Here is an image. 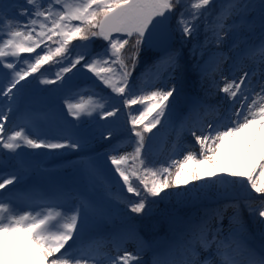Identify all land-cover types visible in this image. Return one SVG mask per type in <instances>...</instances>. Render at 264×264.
<instances>
[{"label": "snow or ice", "instance_id": "1", "mask_svg": "<svg viewBox=\"0 0 264 264\" xmlns=\"http://www.w3.org/2000/svg\"><path fill=\"white\" fill-rule=\"evenodd\" d=\"M13 7L19 10L9 14L0 2V66L10 72V78L9 73L0 72V149L22 156L17 151L22 147L49 151L82 147L72 135L43 138L34 134L27 123L6 130L9 113L21 91L18 87L21 81L38 72L45 77L46 73L40 70L51 63L58 66L55 79L41 78L40 83L55 84L64 81L66 74L82 64L111 93L123 98L124 107L142 106L139 115L130 112L128 117L131 136L135 137L133 150L107 157L119 177L118 182H122L121 190L115 193L111 188L107 189L112 199L126 203L132 213L140 214L149 197H158L161 193L167 195L166 189L188 184L187 180L182 181V175L186 165L192 163L194 167L189 171L193 181L207 177L203 186H220L225 191L242 189L246 193L244 208L264 225V183L257 182L258 176H264V156L247 175L229 171L224 176L201 173L199 169V165L213 161L215 153L229 137H235L245 129L249 132L264 129V0H23V3L15 0ZM256 7L260 12V39L256 43L236 39L256 30L249 13ZM173 14L176 30L186 38L185 42H193L189 54L196 61L194 68L201 79H210L212 86L225 94L224 99L229 104L222 118H218L226 122L208 123L207 131L202 119H194L190 127L181 124L178 137L190 133L199 152L188 150L182 160L153 167L144 155L146 134L162 125V117L169 118L170 97H174L176 88L167 87L166 78L172 79L181 67L180 51L165 43L171 35L168 22ZM201 33L202 41L199 39ZM227 36L233 37V42L225 52L223 46ZM92 38L102 39L106 46L90 58L82 52L72 58L73 50L87 49ZM77 39L84 43L73 45ZM153 43L161 45L160 55L142 73L138 89L141 94L138 95L130 78L141 52ZM226 62H230L229 75L224 74ZM217 75L223 86L221 80L216 79ZM111 99L97 98L95 93L86 97L81 94L75 102L66 101L65 107L75 120L92 116L97 110L100 118L106 119L119 111L117 107L107 110ZM4 107L8 108L7 112ZM202 107L207 109L199 99H194L189 111L198 116ZM138 125L141 126L139 130ZM111 137L109 132L104 138ZM119 151L116 147L112 149L113 153ZM19 182L20 176L16 172L7 176L0 174V190H7V186ZM249 188L259 194L258 203ZM125 189L137 199L124 197ZM32 198L49 199L46 195L29 197ZM72 198L76 203L74 208L61 211L59 205L49 202L36 205L40 210L35 211L31 204L26 210L18 209L13 196H0V234L25 232L30 246L39 254L38 264H145L142 241L135 251H129L125 246L130 239L137 238L134 230H119L109 237L84 240L83 219L89 213L103 217L104 209L87 199ZM228 207L233 213L225 228L224 212ZM69 241L73 244L66 248ZM6 259V251H0V264H5ZM151 264H264V230L260 232L257 247L242 220L241 205H226L223 210L206 212L198 222L189 223L172 241L154 248Z\"/></svg>", "mask_w": 264, "mask_h": 264}, {"label": "rangeland", "instance_id": "2", "mask_svg": "<svg viewBox=\"0 0 264 264\" xmlns=\"http://www.w3.org/2000/svg\"><path fill=\"white\" fill-rule=\"evenodd\" d=\"M12 1L13 0H1L0 2H2L4 8H6V6L8 7ZM18 10V8H14V12H17ZM249 13L251 16V20L255 24V26L259 25V8L256 7L254 11L250 9ZM23 19L24 18L21 17V20ZM243 22V19H241V23ZM258 27L259 26H256V30L254 32L243 33L236 37V39H247L250 43L258 42L261 36ZM172 31H175L176 35L181 36L180 33L176 30V22ZM225 41L226 43L223 47L224 51L227 52L233 42V37L227 36L225 37ZM72 44L79 45L75 44V41H73ZM91 49V42L88 44L87 49L75 48L72 52V58H74L77 52L86 53L88 54V58H90L91 54L96 53L92 52ZM39 51L40 49H37V52ZM23 55L27 56L29 54ZM31 55L34 56L35 53ZM229 63L230 62H226L223 65V68L225 69V75H229L227 71ZM65 64H67V61H65ZM180 65L181 67L176 71L172 79L166 78L167 87L171 88L175 86L176 88L174 97H170L169 118L164 119L162 117V125H157V128L153 129L151 133L146 134V149L144 153L145 156L149 150H151V155L158 156L160 154L161 148L166 145H164L167 140L166 134L173 127L177 128L179 127V125L181 127V123L184 122L183 117H185L183 115L185 106L190 103L191 100L193 101L194 99H196L195 97H193L192 90L189 88L190 85L188 84L187 80L183 78L184 73L182 70L183 65L181 61ZM57 70L58 66H55L49 72H45V77H41L40 73L38 72L27 77L25 81H21V84L18 85L21 91L19 93V96L17 97L16 103L13 105L12 111L9 113V120L13 116L15 117L17 112L19 113L18 118L20 117V115L35 117V121L31 122L29 126L32 132L33 129L40 127L41 136L43 138H52L55 136H59L58 134L60 132H68L73 136L86 127H89L90 130L95 128L99 130H106L107 133H112L111 138L113 140L119 139L121 140L120 142L125 141V148L128 147L126 152H131L133 150L135 137L131 136V125L128 123V117L130 112L132 115H139L138 110H142V106L137 104L129 108L124 107L123 98L111 93V90L105 88L104 85L101 84L100 81L97 80L92 73L87 72V70L82 67V64L74 69L72 73L66 74L65 80L62 82H57L55 84L40 83L41 78L55 79V73ZM0 72L9 73L10 78L9 70L4 69L2 66H0ZM41 72L44 71L42 70ZM142 73L140 74L138 79H136V76H133V74L130 78L133 87L137 90L136 94L138 95L141 94L138 89L141 83ZM216 79L221 80L219 75L216 76ZM221 86H223L222 80ZM36 91L41 92L38 94L35 93L36 95L34 96V98H32V100H28L29 98H31V95H34V92ZM92 93H95L97 98L112 97V99L108 101L107 110L111 111L112 107H117L119 108L117 114L113 117L101 119L100 112L99 110H97V112H94L92 116H82L80 120H75L73 119V117L68 115V110L65 107L66 101L75 102V100L79 99L81 94L85 95L86 97L88 94ZM224 97V93L218 92L217 89L214 88L212 90V97H210L211 99H209L207 102V108H210L213 104L220 107L224 104ZM210 100L212 101L209 103ZM3 110L7 112L8 108L4 107ZM210 111L208 117L204 120V127L206 131L208 129L205 125H207L208 123H213L215 125L217 122L223 121L222 119L218 120V118H222L224 112L222 114L218 112V114H213L212 116H210ZM8 122L6 130H9ZM145 123H147V121H145ZM17 125L18 124H16L15 126ZM14 127H12L11 129H13ZM198 127L199 126H197V130ZM241 134L242 135L238 134V139L236 141H234V137H229L226 140L223 145V150L219 152L220 158L215 159L210 163L206 162L202 165H199L201 173H216L217 175L226 176L227 172L229 171H238L244 172L247 175L252 166L254 164H258L260 162L261 156H264V129H258L254 133H250L247 129H245ZM188 135H190V137ZM125 136L127 137V139L123 140ZM173 136L171 137V139H174ZM129 137H131V142L129 141ZM147 137H151V139L148 140ZM173 141H176V144H179V147L173 148L171 154L167 155V157L164 158L163 164L165 166L171 163V160L179 161L181 158V154L190 150L189 146L186 145V142H193L195 141V138L192 137L190 133L185 132L182 134V136H180L179 139H175ZM239 146L241 150H239ZM17 151L19 153H22L23 155L16 156L15 154L8 153L7 150L0 149V159H2L3 161L10 160L12 162H16L17 164L23 163L22 170H26L28 166L30 167V165L33 164V162L27 160L29 156L39 157L36 158L38 160V163H40L41 166H45L46 163H41L42 157L40 156L42 154L48 155L51 153V151L47 149H30L27 147H22ZM109 162L110 161L107 158H103L102 156H98V158L93 162H90V159L86 158L84 161H80V163L76 164L75 168H73L72 170H68L66 176H58V174L55 172H50L48 174L53 184H63L65 181L68 184V182L71 183L73 180H75L77 182V185L76 187H74V193L80 195V198L87 199L88 201L93 202L95 205H98L104 209L103 217L89 213L88 216L83 219V223L81 225L82 238H84L86 235L88 236L89 234H93L94 236L99 232L105 233L107 231H111L112 229H104V231H98V228L101 227V225L102 227H106V224H108V222L110 223V226H113L111 224H114L113 230L117 228L115 231H119V229L134 230L137 236L136 241H128L125 246L129 251H135L137 244L142 241L145 250V252H143L142 254V259L144 260L145 264H151L153 258V249L158 245H161L163 241H172L178 235L180 230L185 231L189 223L198 222L202 217H204L206 212L211 213L215 209L223 210L226 205L239 203L241 205L242 220L247 225L249 232L253 235L254 244L258 247L260 242V232L264 230V225L259 224L258 221H256L252 216L249 215L247 209L244 208L246 193L239 188H229L227 191H225L220 186H203L207 177L199 182L193 181L189 171L194 167L192 163L186 165L185 171L182 175V181L187 180L188 184L185 185L182 183L179 188L166 189L165 192L167 193V195H165V193H161V196L148 198L154 202L152 210H162L165 208L176 214H180V212L181 214H184V211H188L189 216L187 218L185 217L184 219H182V216V218L179 219L180 221L174 224V230L171 232V235L166 233L149 237L141 236L138 233L137 224H135L127 215H123L118 212L119 209L124 210L121 202L112 199L111 194L107 191L108 188H111L112 192L115 193L116 191L121 190L122 185V182H118L119 177L115 174L114 169ZM16 163L10 165L7 170H13V168L16 166ZM41 172L42 170H40L39 168H35L33 172L30 173L31 179L27 180L26 182V187L29 190L30 195L40 188V185L38 183L39 181L37 180L38 178L36 177V175ZM172 172L173 174L175 173V168L172 169ZM24 178L26 177L24 176ZM227 178L232 179V177ZM257 182L264 183V176H258ZM193 185H196V187L194 188ZM186 190L188 193L187 195H185ZM248 191L251 193L252 197L256 198L255 202L258 203L260 199L259 194L255 193L250 188ZM11 193L13 194L14 192ZM122 194L128 199L129 197H133V200L137 199L131 194H128L126 192V189L123 190ZM9 195L11 194L9 193L8 196ZM56 205L60 206L59 210L64 211L69 208H74L76 206V203L73 200L69 204V206H64L62 204ZM227 209L229 214L225 216L223 221L225 228L228 227V217H230L233 213V209L231 207H228ZM19 233L24 237V239L22 240L20 257L15 263L38 264L39 254L30 246L27 234L23 231H20ZM3 238L4 237H2L0 234V251H6V256L7 254L8 256L13 255L14 253L19 251V248L15 245V234L5 240H3ZM133 243L135 244L133 245ZM72 244L73 242L69 241V244L66 245V248H68V246ZM61 251L63 252L64 250L62 249Z\"/></svg>", "mask_w": 264, "mask_h": 264}, {"label": "bare ground", "instance_id": "3", "mask_svg": "<svg viewBox=\"0 0 264 264\" xmlns=\"http://www.w3.org/2000/svg\"><path fill=\"white\" fill-rule=\"evenodd\" d=\"M1 1V0H0ZM15 0H13L9 6L5 8V11H7L9 14H13L14 13V4ZM20 3H23V0L19 1ZM79 65H77L78 67ZM212 100L209 101V103ZM229 102L227 100L224 101V104L221 105L220 107L216 106L215 104L211 105V111H210V116H212L213 114H218L219 113H223L225 111V109L228 107ZM215 105V106H214ZM214 109H218V111L214 110ZM19 113L17 112V114L15 115V117L13 116L9 122H8V128L9 130L14 127L16 124L20 125V124H29L31 122L35 121V117L33 116H27V115H20V117L18 118ZM226 121H221L220 123H225ZM207 126V125H205ZM52 129V128H50ZM259 129V128H258ZM257 129V130H258ZM223 130V129H222ZM256 130V131H257ZM261 130V129H260ZM249 131V130H248ZM254 131V132H256ZM34 134H39L41 135V128H36L33 129ZM254 132H250V133H254ZM241 132H239V135H242ZM197 134L199 135V131L197 130ZM238 134L233 138L234 141H236L238 139ZM59 136H64V135H71L68 132H60L58 134ZM108 136V133L106 132V130H99V129H92L90 130L89 127L84 128L83 130H80L79 132H77L76 134L73 135V138L78 139L81 144L82 147L80 149L77 150H73V149H61V150H55V151H51L50 154L45 155L42 154L40 157H42V161L41 163H46L45 166H41L40 163H38V160L36 158L39 157H35V156H29L27 160L33 162L32 165H30V167L28 166L26 168V170H22V164H17L16 162H12L10 160H6L3 161L2 159H0V174L7 176L9 173L12 172H16L19 176H20V182L18 184H16L15 186L9 185L7 186V190L3 191V195L5 196L8 193L14 192L13 197L16 200V204H17V208L18 209H27V206L30 204L29 202L31 201L32 204L35 208V211L40 210L39 207H35L36 205H42L45 203H54V204H62L64 206H69V204L73 201L74 196L80 197V195H78L77 193H74V187H76L77 182L75 180H73L71 183L68 182V184L66 183V181L62 184H53V182L51 181V179L49 178L48 174L50 172H55L58 174V176H66L67 171L68 170H72L73 168H75V165L80 163V161H84L86 158L90 159V162L95 161L98 156H102L103 158H107L108 155L110 154H117V155H123L127 148H125L126 143L124 142H120L121 140H113L112 138L110 139H105L104 137ZM190 137V135H188ZM174 139H179L180 137H178V135H174L173 136ZM127 137L125 136L123 140H126ZM189 142V143H188ZM186 142V145L189 146L190 150H195L196 152H199V146L196 145L195 141H188ZM226 142V141H225ZM224 145V144H223ZM223 145L219 147V150L215 153L214 155V159H218L220 158L219 152L223 150ZM116 147L119 148L120 151L118 153H113L112 149ZM125 148V149H124ZM239 150H241L240 146H239ZM182 153L181 154V159H183V156L186 154ZM16 163V166L13 168V170H7V168L10 165H13ZM110 163V162H109ZM35 168H39L40 170H42L41 173L37 174L36 177L38 178L37 180L39 181V185L40 188L39 190L34 191L31 195L29 193V190L26 187V182L27 180L31 179L30 177V173L33 172V170ZM45 171V172H44ZM24 176L26 178H24ZM40 195H46L47 197H49L48 200H40V199H29V197H36V196H40ZM229 214L228 209L224 212V217L227 216ZM100 225V224H98ZM114 226V224H111ZM113 226H110V223L108 222V224H106V227H99L98 231H104V229H112L111 231H107V232H99L97 235L93 234H89L88 236L86 235L83 239L84 240H88L89 238L92 237H100V236H104V237H109L112 233L116 232L115 230L117 228H115V230H113ZM120 230V229H119ZM173 227L172 230L170 231L169 235H171V232L173 231ZM118 231V230H117ZM183 232L182 230H180L179 233ZM178 233V235H179ZM13 234H15V240H16V246L19 248V251L14 253L13 255L8 256L7 254V259L5 261V264H16L15 262L19 259L20 257V249H21V245H22V240L24 239V237L22 235H20L19 232H15V233H8V234H1L3 238V240L9 238L10 236H13ZM177 235V236H178ZM131 241L133 240L134 242L136 241V239H130ZM166 242V243H165ZM169 241H163L162 245H166ZM135 243H133L134 245ZM145 252V250L143 251ZM143 254V253H142Z\"/></svg>", "mask_w": 264, "mask_h": 264}, {"label": "trees", "instance_id": "4", "mask_svg": "<svg viewBox=\"0 0 264 264\" xmlns=\"http://www.w3.org/2000/svg\"><path fill=\"white\" fill-rule=\"evenodd\" d=\"M176 22L175 14L172 15V21H171V28L173 30L174 24ZM259 26V25H256ZM174 33V41L172 44V49H176L180 51V61L183 65V78L187 80L188 84L190 85L189 88L192 90L193 96H195L197 99H199L202 103H207L210 97H212V90L214 87L211 84L210 79H201L199 72L197 69L194 68V64L196 63L195 59H193L189 54V49L192 47V41L188 40L186 41V38H183L181 36L176 35L175 31ZM199 39L203 40V33H201ZM75 44H81V41L74 40ZM106 43L99 38H92L91 40V51L97 52L101 50ZM131 49L129 48V51ZM159 56L158 53L153 52L151 50L145 49L141 52L138 65L133 71V76H136V79L139 78L140 74L144 72V70ZM130 63V62H129ZM55 66L53 64L44 65L41 68V71L49 72L52 70ZM101 89V87H100ZM41 91L34 92V95H31V98L28 100H32L35 93H40ZM192 104V101L188 103L184 108V116L187 123H185L187 126H191L192 121L194 119H201L204 115L203 107L199 109V115L197 116L195 113H190L189 108ZM138 130L141 126H137ZM174 131H169L167 133V142L166 145L161 148L160 154L158 156L151 155V150L148 151L145 158L149 161L150 166L153 167H160L161 164H163L164 158L167 157V155H170L173 151L174 145L173 140H171V137L173 136ZM177 148V147H176ZM129 199L133 200V197H129ZM123 209H119V212L123 215H127L135 224L138 226V233L143 237H149V236H157L162 234H169L172 230V227L179 219L185 217L187 218L189 215L188 211H184V214L180 212V214L172 213L168 209H162V210H152L154 206V202L150 199H148L147 206L143 212L140 214L132 213L130 211V206L126 203H122Z\"/></svg>", "mask_w": 264, "mask_h": 264}, {"label": "water", "instance_id": "5", "mask_svg": "<svg viewBox=\"0 0 264 264\" xmlns=\"http://www.w3.org/2000/svg\"><path fill=\"white\" fill-rule=\"evenodd\" d=\"M171 21H172V16H171L170 21L168 22V24H169V31H170L171 35H170V38L165 42L167 44V46L170 47V48H172V44H173V40H174V37H173L174 35H173L172 30H171ZM160 47H161V45H158L156 43H153L151 46H146L145 49L151 50V51L156 52V53H159L160 52Z\"/></svg>", "mask_w": 264, "mask_h": 264}]
</instances>
